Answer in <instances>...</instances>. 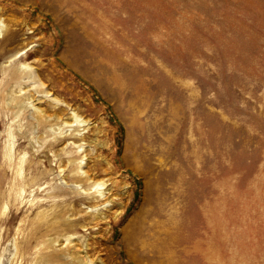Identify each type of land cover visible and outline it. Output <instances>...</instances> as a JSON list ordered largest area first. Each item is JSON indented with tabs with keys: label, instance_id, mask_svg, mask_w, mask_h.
<instances>
[{
	"label": "rangeland",
	"instance_id": "374dc122",
	"mask_svg": "<svg viewBox=\"0 0 264 264\" xmlns=\"http://www.w3.org/2000/svg\"><path fill=\"white\" fill-rule=\"evenodd\" d=\"M83 239L89 264H264V0H0V264Z\"/></svg>",
	"mask_w": 264,
	"mask_h": 264
},
{
	"label": "bare ground",
	"instance_id": "6f19581e",
	"mask_svg": "<svg viewBox=\"0 0 264 264\" xmlns=\"http://www.w3.org/2000/svg\"><path fill=\"white\" fill-rule=\"evenodd\" d=\"M74 36V35H73ZM67 38V37H65ZM69 39V37H68ZM80 49V48H79ZM74 52V51H73ZM70 59V57H69ZM78 64V63H77ZM80 65V64H79ZM26 68H29V66L27 65ZM95 75V74H94ZM98 79V78H97ZM44 89V88H43ZM36 94V93H35ZM42 95V94H41ZM52 93L50 92H46L43 96H51ZM32 99V98H31ZM38 101V100H37ZM52 105L51 108L53 109V113L52 114H45L44 111H46V108H42L40 106H34L33 104H31V106L34 107L35 111H39V114L41 115L42 119L41 121H43L44 119L47 120L48 117H52V119L56 120V121H60L63 123L64 126H67V130H69V132L66 134H63L64 132H60L59 135H57L59 138L63 137V136H67L68 134H71L73 132V135H79L82 136L79 138V140H83L85 137V134L83 132H81L83 129L87 128L89 122H87V119H84L81 117V115L79 113H77V111L72 110L70 113H63L62 115L60 114L61 111H64V109L60 106V103L62 102L60 99H58L56 96H52L50 99ZM48 102V101H47ZM60 102V103H59ZM65 103V102H63ZM59 104V105H58ZM70 108V107H69ZM49 110V109H47ZM47 113V112H46ZM84 117V116H83ZM61 126V125H60ZM63 126V127H64ZM74 126H76L74 128ZM71 127H73L72 129H70ZM59 131V130H58ZM74 137V136H73ZM76 140V139H75ZM94 141V139H93ZM95 142L96 144L99 143V141L95 138ZM59 143V142H58ZM84 144L82 143H78L77 146L79 147H83ZM79 163H81V161H79ZM147 166V165H146ZM145 170V169H144ZM86 170H81V164H79L78 169H77V174L79 177H71L72 179H74L73 185L78 186L80 184L77 183L78 181L76 179L82 180V174L86 173ZM91 179V178H90ZM93 181V180H92ZM162 187V186H161ZM81 189V192L86 193L87 198H89L88 196L91 195L92 196V200L93 201V206L96 208L99 205L103 204V205H107L109 203V199H108V194H109V190L111 189L110 187L107 188V185L105 186V181L101 180V179H97L93 182H91V185H86L83 182V185L79 187ZM108 189V191H106L105 189ZM113 194V193H112ZM153 202V201H152ZM151 207V206H150ZM153 210V209H152ZM120 212H118L114 217H117L119 215ZM148 214V213H146ZM146 214L143 215V217L141 219H139L138 221H136L134 224L129 225L130 227H128V229L124 230V238L129 242V243H136L137 239L140 237L139 235H148V233L150 231H152L153 229V223H149L145 221L146 218ZM156 214V213H155ZM160 214V213H159ZM106 215H104L105 218ZM120 216V215H119ZM179 218V217H178ZM133 221V219H132ZM158 221V220H157ZM132 223V222H131ZM164 225V223H162ZM175 224V223H174ZM155 226V225H154ZM163 229V228H161ZM165 230V229H163ZM71 234V233H70ZM72 235V234H71ZM71 235L66 237L65 240L67 243L71 242ZM73 236V235H72ZM158 236V235H157ZM162 236V235H161ZM160 236V237H161ZM164 238V236H163ZM80 240V239H79ZM84 240V239H83ZM85 241V240H84ZM156 241H159L156 240ZM77 244L76 243L73 244V246H75ZM88 243L87 241L85 242H80L79 246L83 247V253H76L74 251L69 252L65 250V258H69L70 260H73V263H82V264H89V262H92V258H89L88 256ZM159 245V244H158ZM65 246V245H63ZM135 247V246H134ZM153 247V246H152ZM154 248V247H153ZM156 248V246H155ZM151 249V248H150ZM154 250V249H153ZM153 253V251H152ZM154 255V253H153ZM158 255V254H157ZM167 259V258H166ZM172 260V259H171ZM166 262V261H165ZM93 263V262H92ZM150 264V263H149Z\"/></svg>",
	"mask_w": 264,
	"mask_h": 264
}]
</instances>
